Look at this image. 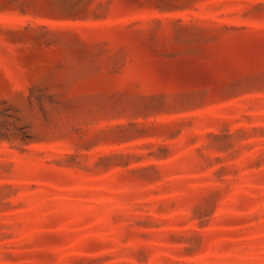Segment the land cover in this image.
I'll list each match as a JSON object with an SVG mask.
<instances>
[{
  "label": "rangeland",
  "instance_id": "rangeland-1",
  "mask_svg": "<svg viewBox=\"0 0 264 264\" xmlns=\"http://www.w3.org/2000/svg\"><path fill=\"white\" fill-rule=\"evenodd\" d=\"M0 264H264V0H0Z\"/></svg>",
  "mask_w": 264,
  "mask_h": 264
}]
</instances>
